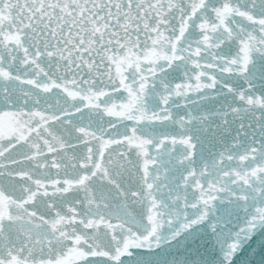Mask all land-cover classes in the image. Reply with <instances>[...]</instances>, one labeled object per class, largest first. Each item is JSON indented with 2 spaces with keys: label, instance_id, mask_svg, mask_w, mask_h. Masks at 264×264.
<instances>
[{
  "label": "snow or ice",
  "instance_id": "1",
  "mask_svg": "<svg viewBox=\"0 0 264 264\" xmlns=\"http://www.w3.org/2000/svg\"><path fill=\"white\" fill-rule=\"evenodd\" d=\"M0 264H264V0H0Z\"/></svg>",
  "mask_w": 264,
  "mask_h": 264
}]
</instances>
